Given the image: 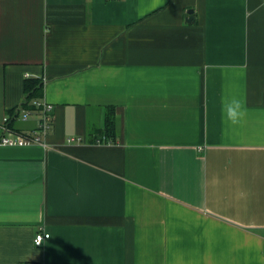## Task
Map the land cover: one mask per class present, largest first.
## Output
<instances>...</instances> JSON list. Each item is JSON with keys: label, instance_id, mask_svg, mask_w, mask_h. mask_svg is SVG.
I'll return each mask as SVG.
<instances>
[{"label": "crops", "instance_id": "0c3cea01", "mask_svg": "<svg viewBox=\"0 0 264 264\" xmlns=\"http://www.w3.org/2000/svg\"><path fill=\"white\" fill-rule=\"evenodd\" d=\"M33 80L0 264H264V0H0V137Z\"/></svg>", "mask_w": 264, "mask_h": 264}, {"label": "built area", "instance_id": "2783aa9c", "mask_svg": "<svg viewBox=\"0 0 264 264\" xmlns=\"http://www.w3.org/2000/svg\"><path fill=\"white\" fill-rule=\"evenodd\" d=\"M33 104L41 110V117L35 129L30 132H15L8 125V119L6 118L3 125L4 134L0 137V145L9 146H27L31 144H43L42 136L45 135L51 127L52 115L51 106L44 104L40 101H34ZM18 113L22 115V119H26L30 114L29 109L18 107ZM49 233L46 231H40L36 233L33 241L36 246H41L46 239L49 238Z\"/></svg>", "mask_w": 264, "mask_h": 264}, {"label": "trees", "instance_id": "16d2710c", "mask_svg": "<svg viewBox=\"0 0 264 264\" xmlns=\"http://www.w3.org/2000/svg\"><path fill=\"white\" fill-rule=\"evenodd\" d=\"M39 83L36 80L27 81L26 82V96L23 103L20 104L22 108L25 109H34L36 106L33 104L36 101V96H38L41 87L38 85ZM18 108L12 110V114L16 115L18 113ZM115 126V117H114V110L108 109L105 117V133L109 131H113ZM108 131V132H107ZM23 264H39V263H32L26 262Z\"/></svg>", "mask_w": 264, "mask_h": 264}, {"label": "clouds", "instance_id": "9594fccd", "mask_svg": "<svg viewBox=\"0 0 264 264\" xmlns=\"http://www.w3.org/2000/svg\"><path fill=\"white\" fill-rule=\"evenodd\" d=\"M223 112L225 122H230L233 125L240 123L246 115L243 102L236 97H232L230 100L225 98Z\"/></svg>", "mask_w": 264, "mask_h": 264}, {"label": "water", "instance_id": "95a60500", "mask_svg": "<svg viewBox=\"0 0 264 264\" xmlns=\"http://www.w3.org/2000/svg\"><path fill=\"white\" fill-rule=\"evenodd\" d=\"M190 12H191V11H190ZM191 18H192V17L190 16L187 20L190 21Z\"/></svg>", "mask_w": 264, "mask_h": 264}]
</instances>
